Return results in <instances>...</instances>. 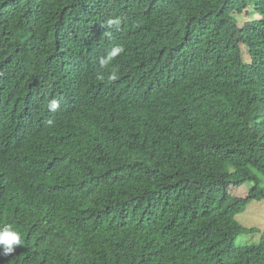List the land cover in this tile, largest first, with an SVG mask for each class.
<instances>
[{"label": "trees", "instance_id": "obj_1", "mask_svg": "<svg viewBox=\"0 0 264 264\" xmlns=\"http://www.w3.org/2000/svg\"><path fill=\"white\" fill-rule=\"evenodd\" d=\"M0 9L31 20L9 42L0 17L8 67L27 65L35 78L49 54L90 55L86 87L113 73L140 79L95 107L66 85L43 91L30 80L43 96L27 129L0 125V229L23 241L0 264H264V228L238 220L264 202V0H0ZM0 84L11 93L14 79ZM89 120L56 163L66 128ZM49 184L71 207L44 221L35 208ZM244 186L247 196H231Z\"/></svg>", "mask_w": 264, "mask_h": 264}, {"label": "clouds", "instance_id": "obj_2", "mask_svg": "<svg viewBox=\"0 0 264 264\" xmlns=\"http://www.w3.org/2000/svg\"><path fill=\"white\" fill-rule=\"evenodd\" d=\"M0 17L9 22V27L13 31L11 35L7 33V39L9 42L14 38L18 31L31 26V20L25 14L8 12L0 9ZM60 17L61 23L59 25L64 27L69 40V35L73 30L70 29L69 22L66 20L62 12H60ZM119 23V19L109 20L108 26L119 25ZM49 32L50 28L46 37L41 41L39 49L43 44L49 42ZM122 51L123 48L119 46L112 48L107 57L101 61L102 67L116 59ZM4 58V45L0 40V80L6 81L14 79L11 93L4 91V86L0 84V125L13 126L22 130L27 129L28 125L23 119L24 116L28 114L29 110L34 112L33 115L36 114L41 104V97L43 96V94H40L29 87V82L32 79L41 82L40 88L43 91L49 89V84L51 82L66 85L70 91L65 95H70L74 100L79 102L80 106L84 107H95L96 98L99 96H108L109 104L114 100V92L117 91L121 84H126L131 80H140L132 78L131 75L116 77L115 73H113L109 77L110 80L105 84L86 87L81 83V80L86 76L91 66L95 63L90 55L74 58L60 53L49 54L42 62L44 67L40 70H33V73L35 74L41 72L45 74L35 78H33L30 73L24 71V68L28 67L27 65L17 64L13 67H8L3 63ZM25 89H30V91L23 95H19V92ZM29 98L34 101V105L25 103ZM58 107L59 103L56 100H52L49 104V109L52 111H56ZM107 119L109 120L108 114ZM91 124L92 120H89L83 124L71 123L66 128L64 138L58 145V149L52 151L56 163L60 162L64 156L65 142L73 141L84 136ZM42 190V198L39 201L38 206L35 208L36 216L39 219L47 221L55 214L67 212L71 207L50 184L42 186ZM22 243L21 234L19 231L14 230L12 226L9 225L0 229V249H2V251H0V256L7 257L8 255L13 254L16 248L21 246Z\"/></svg>", "mask_w": 264, "mask_h": 264}, {"label": "rangeland", "instance_id": "obj_3", "mask_svg": "<svg viewBox=\"0 0 264 264\" xmlns=\"http://www.w3.org/2000/svg\"><path fill=\"white\" fill-rule=\"evenodd\" d=\"M241 25L245 22L247 23L246 32L251 34L253 27L250 25L253 23V18L249 15L244 14L240 17ZM246 60L250 62V58L247 55V52L244 53ZM249 187L244 186L242 188L232 187L230 189V194L234 198H243L248 195ZM240 223L249 228H264V202L255 203L249 206V208L238 217ZM259 238L258 236H255Z\"/></svg>", "mask_w": 264, "mask_h": 264}]
</instances>
